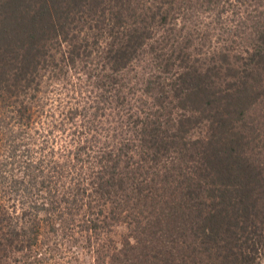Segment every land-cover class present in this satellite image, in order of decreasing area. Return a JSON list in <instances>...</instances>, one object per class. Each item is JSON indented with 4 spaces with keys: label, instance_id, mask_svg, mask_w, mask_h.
<instances>
[{
    "label": "trees",
    "instance_id": "obj_1",
    "mask_svg": "<svg viewBox=\"0 0 264 264\" xmlns=\"http://www.w3.org/2000/svg\"><path fill=\"white\" fill-rule=\"evenodd\" d=\"M232 2L249 29L220 45ZM1 153L0 264L40 212L94 264H260L264 0H0Z\"/></svg>",
    "mask_w": 264,
    "mask_h": 264
},
{
    "label": "rangeland",
    "instance_id": "obj_2",
    "mask_svg": "<svg viewBox=\"0 0 264 264\" xmlns=\"http://www.w3.org/2000/svg\"><path fill=\"white\" fill-rule=\"evenodd\" d=\"M227 12L222 14V18L213 19L215 20L214 28L212 30V38L215 42L222 45L223 43H231L233 40L238 41L237 35H232V33L237 29L241 28L244 30L249 29L250 22L245 21L244 25H239L241 21V13L244 9V13L248 12L247 5L242 7L234 4L229 6ZM243 8V9H242ZM205 16V14H203ZM201 16L200 18L205 19ZM211 19V21H213ZM213 23V22H212ZM232 31V32H231ZM236 44V43H235ZM234 46V45H233ZM143 59V57L141 58ZM145 59L142 62L135 64L136 71H139V67L145 65ZM134 72H131L133 75ZM130 75V74H129ZM54 88H52L51 91ZM52 93V92H51ZM52 96H50L51 98ZM54 99H62V102L66 100L64 94L61 93L59 98L56 94H53ZM53 110V109H51ZM54 114L57 111H54ZM71 127L66 124L64 131L58 132V129H53L50 133L49 141H54L58 143V146L62 144L65 140L70 137L69 129ZM42 135H46L42 133ZM66 136V137H65ZM57 145V144H56ZM64 145V144H63ZM57 146V147H58ZM0 163L4 161L2 153L0 154ZM1 169V166H0ZM3 191V187H0V194ZM4 199H7L5 197ZM19 214V209L17 208ZM42 218L41 229L39 231V236L37 238V243L30 249V251H24L22 253L15 254L14 257L17 259L14 264H94V252L93 246L98 247L97 239L91 237L88 239L87 235L80 233L79 228L75 226H68L67 228L62 227L60 221L57 217H48L40 212L39 218ZM78 225V222H77ZM126 233V229L123 225L115 226L111 229L109 237H111L116 243L122 238ZM97 242V243H96ZM91 245L89 246V244ZM100 243L99 245H101ZM260 264H264V259L261 260Z\"/></svg>",
    "mask_w": 264,
    "mask_h": 264
}]
</instances>
